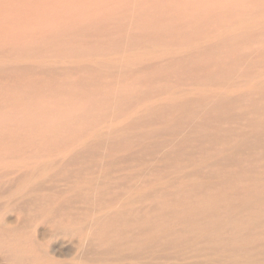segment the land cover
<instances>
[{"label":"rangeland","instance_id":"rangeland-1","mask_svg":"<svg viewBox=\"0 0 264 264\" xmlns=\"http://www.w3.org/2000/svg\"><path fill=\"white\" fill-rule=\"evenodd\" d=\"M0 22V264H264V0Z\"/></svg>","mask_w":264,"mask_h":264},{"label":"bare ground","instance_id":"bare-ground-1","mask_svg":"<svg viewBox=\"0 0 264 264\" xmlns=\"http://www.w3.org/2000/svg\"><path fill=\"white\" fill-rule=\"evenodd\" d=\"M0 27L2 28V23L0 22ZM238 238V237H237ZM223 245V244H222Z\"/></svg>","mask_w":264,"mask_h":264}]
</instances>
